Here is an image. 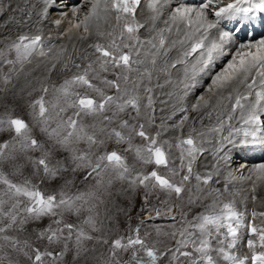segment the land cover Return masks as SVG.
I'll return each mask as SVG.
<instances>
[{"label": "snow or ice", "instance_id": "6c2138e0", "mask_svg": "<svg viewBox=\"0 0 264 264\" xmlns=\"http://www.w3.org/2000/svg\"><path fill=\"white\" fill-rule=\"evenodd\" d=\"M49 3L20 0L12 8L9 0L19 13L9 20L19 31L14 37L11 30L0 33V264H264V226L245 224L237 210L229 187L237 177L229 172L222 187L212 186L220 183L235 135L242 134L243 145H264V38L240 43L212 79L209 95L192 105L200 112L228 90L227 119L239 111L244 125L217 142L215 163L204 173L194 172V165L205 151V133L195 127L185 133L187 114L173 121L177 110L188 112L183 101L198 74L215 55L227 54L230 32L212 40L210 30L229 19L231 31L246 35L252 21L264 20V0H85V14L74 7L75 22L61 33L88 42L71 53L65 46L45 47L35 27L46 19ZM54 23L59 27L62 20ZM173 33L178 38L170 40ZM177 66L183 76L173 80ZM166 85L175 90L159 102L174 100L173 112L157 123L155 90ZM224 123L210 131L222 132ZM173 130L174 138L164 139ZM175 160L178 166H170ZM255 173L256 180L239 177L252 181L254 193L257 181L264 183V164ZM139 190L145 207L163 192L172 200L162 201L168 213L180 210V226L163 233L171 243L142 233L144 220L115 236L106 228L112 217L105 208L101 218V207ZM185 199L189 210L204 204V211L187 220ZM257 216L264 212L253 210L252 220ZM241 227L248 232L244 244ZM155 231L159 237L162 230Z\"/></svg>", "mask_w": 264, "mask_h": 264}, {"label": "rangeland", "instance_id": "374dc122", "mask_svg": "<svg viewBox=\"0 0 264 264\" xmlns=\"http://www.w3.org/2000/svg\"><path fill=\"white\" fill-rule=\"evenodd\" d=\"M196 1H197V3H199V0H196ZM225 2H227V0H225ZM0 4L3 5V8H0V12H3V16H0V33H3L7 30H11L13 37H14L15 34L17 33V31H19V30L14 26V24L11 21L10 22L8 21V19H9L8 17H10V14L7 15V13H4V10H5V12L7 11L8 5L6 3H3L1 0H0ZM84 5H85V0H50V3L48 5V14H47L46 19L41 21L40 24L35 26V27L40 28L42 34L44 35L45 47H48V46H56V47L64 46V39L67 36H62L61 33L65 29L70 27V24L68 22L69 20H73V22H75V18L72 16V9L74 7H81L80 16L82 17L86 12V8L83 7ZM41 7H43L42 4H41ZM64 14H67V15L65 16ZM35 19H36V17H33V20H35ZM57 19L62 20V23L59 27H57L56 24L54 23V21ZM210 19H214V17H210ZM257 20L255 22H253V24H256V23L262 24L263 30H262V33L260 34L262 36H259L256 39H254L255 41L259 40L261 38H264V21L262 19H257ZM226 21L231 26V22H233L232 20L223 19L217 25V27L214 28L211 31V33H209V35L211 34L215 38L220 33L228 31L224 27V24ZM6 23H7V28L5 27ZM35 27L32 28L33 32L35 31ZM22 31H29V29L25 28V29H22ZM143 31L144 30H142V32ZM230 35H231V38H230V40L225 42L224 48H225L226 44L231 43V42L233 43V41L235 44L238 43L239 39L237 40L231 33H230ZM245 40L241 41V43H248L249 42V41H247V40L245 41ZM79 41L81 43L84 42L81 40H79ZM250 42H254V41H250ZM239 45H240V43H239ZM236 49L233 48L234 52H232L230 55L229 53H230L231 49L227 48V50H229V52L225 56L221 55L223 59L221 58L219 61H215V63H213L214 62V60H213L211 67L212 66H214V67L211 68V70H208V69H210V67L205 70V71H208L209 76H204L202 78H201V75L197 76V80L195 81V84H196L195 88H192L189 90V92L192 93L191 94L192 99L188 101L190 103H189V106L187 105V107H186V108H188V112L187 113H181V112L178 113V114H180V116L179 117H173V121L178 122L179 119L183 115H185V114L188 115L189 109L192 110V105L198 102L200 96H205V97L208 96V89L210 87H212V79L217 74H219L220 72H222L224 70V68L227 66L228 62L232 59V56L235 54ZM233 50H231V51H233ZM72 51L73 50L68 51V52L71 53ZM225 53H226V51H225ZM218 62H219V64H217L218 67L216 68V63H218ZM253 74H255V71ZM20 79H21V83H23V77H21ZM242 90H244V88H242ZM9 99H11V97H9ZM156 108H157V104H156ZM169 114H170V112L167 115H169ZM25 118H27V117H25ZM157 123H159V120L157 121ZM214 127H216V126H214ZM173 133H174V131H170L169 133L165 134V137L169 138V140H172L174 138ZM239 141L240 140H238V142H236V147H240L241 143H239ZM249 145H253V144H249ZM254 145H256L255 147H257V146L261 147L264 151V145H260V144H254ZM172 151H173V157L178 155V152L176 149H173ZM231 153L232 154L229 153V160L226 162V164H227V166L229 165L227 172L228 173L231 172L237 177V179L234 180L233 182L235 183V185H237V184L240 185L241 189H242V187L244 188L246 186H249L250 188H252V181L240 179L239 177H241V176L247 177V176L251 175L252 179L256 180L257 174L255 173V169L260 164H263L264 161L262 163L260 161H259V163L250 162V161H243L242 157L236 158V155H239L237 151L234 153L233 152H231ZM235 160H237V162H234ZM178 164H179V161L175 160L174 163L171 164L170 166H178ZM256 164H258V165H256ZM195 169H196V167L194 166V170ZM162 171H164V170L162 169ZM203 171H205V170L203 169ZM215 179H217V178H215ZM192 183L195 184L196 181L193 179ZM257 184L259 185V181H257ZM55 186H56L55 184L52 185V187H55ZM117 187H119V185H117ZM229 187H230V189H232V188L234 189V187L232 185H230ZM233 189H232V191H233ZM246 189H248V187H246ZM262 190L264 192V186H263ZM238 191L239 190H237V192ZM243 191H244V189H243ZM237 192L234 196V199L236 202V208L238 211L244 213L245 224L251 222V223H255V225L259 224L257 226H264V219L257 216L255 220H252V217H251V213L253 210L259 211V209H261V208L264 209V206H262V203L258 200L254 201L252 199V197H249V196L248 197L247 196L242 197V199H244V200H241L240 202H238V199L241 196V194L237 193ZM225 195H226L227 199L233 198L232 196H229L228 194H225ZM157 196L159 197V199L157 198ZM249 199H251V200H249ZM165 200H168L169 204L172 203V200L169 199V197L167 196L166 193H163V192L155 193L149 198V203H148L147 207H145L144 201H143V191L139 190L136 193L130 192L128 195L119 196V197L115 198L114 202H109L106 206H102L101 207V218L104 217L105 208L109 209L110 210L109 215H111L112 219L111 220H105V225H106L107 229H110L111 234L113 236H115L117 234H123L128 229L129 225L135 227L136 225H138L140 223L141 220H144L146 223L141 228L142 233L144 231L151 232L152 238L159 239L161 241H164L165 243H171L169 241V238L164 236L163 233L164 232H171L172 230H174V228H178L180 226L178 221H181L182 218L180 216V210L176 207H173V211L171 213H168V211H167L168 205L162 203V201H165ZM204 203L205 204L210 203V201H204ZM257 207L258 208L260 207V208L258 209ZM119 209H123L124 211H120ZM154 209L160 210L161 215L159 217L156 216ZM183 211L187 214L186 219L192 220L193 217L197 216L199 213L204 211V204L192 205V206H190V210H189V206H187V201L185 199ZM150 215L152 217H154L151 220H149ZM172 216H175L176 220H173ZM157 227H159L162 230L159 237H157V233L155 231V229ZM240 233L242 236L240 243L244 244V243H246V239L248 238V233H247V230L245 229V227H242L240 229Z\"/></svg>", "mask_w": 264, "mask_h": 264}, {"label": "bare ground", "instance_id": "6f19581e", "mask_svg": "<svg viewBox=\"0 0 264 264\" xmlns=\"http://www.w3.org/2000/svg\"><path fill=\"white\" fill-rule=\"evenodd\" d=\"M1 1L3 3H6L8 5L9 0H1ZM192 2L197 3L196 0H192ZM17 3H20V0H12V8H15L16 5H17ZM40 7H41V5H40ZM4 13H7V15L10 14V16H12L13 14L19 16V13H13L12 10L8 6H7V11L5 12V10H4ZM257 19H260V18H257ZM256 20H254L253 22H255ZM8 21L10 22L9 19H8ZM231 23L233 25V22H231ZM227 24H228V22L226 21L225 24H224V26H226ZM212 30L213 29H211L209 33H211ZM145 35H147V33L143 31L142 32V37L145 36ZM210 35H209V39L218 40L220 34L217 35L215 38H214L213 35H211V36ZM259 36H262V35H260V34L254 35L251 39H248L246 36L245 37H241L238 40V43L235 44L234 41H233V43L232 42L231 43H228V44H226V46H225L224 49H225L226 53L228 54L229 50H227V48L228 49H231V50H233V48L236 49L237 47H239V43H241V41H243L245 39L247 41H249V42L250 41H255L254 39H256ZM177 38L178 37H177V35L175 33H173V34H171L169 36V39L170 40L177 39ZM87 44H88L87 41H84V42L81 43L79 41V39H77L75 36H73L72 39H69L68 37H66L64 39V46L67 47L68 51H71L74 48L75 49H79V50H83L84 48L87 47ZM231 50H230V53H229L230 55H231L232 52H234V50L233 51H231ZM179 51H180V46L177 45V48L174 49L170 53V58L174 59L179 54ZM222 56L221 55H218V54L215 55V58H214V62L213 63H215V61H219L222 58ZM191 59H193V58H190V60ZM211 64L209 65L210 69H208V70H211V68L214 67V66L211 67ZM217 64H219V62L216 63V68L218 67ZM177 67L180 70L179 71L173 70V75H172V79L173 80H179L183 76L182 67L181 66H177ZM253 73H252V75H255ZM199 75H201V78L204 77V76H209L208 75V71H204V72L198 74V76ZM196 80H197V77H196ZM160 82L163 83V80H161ZM257 82L259 83V77H257ZM233 87H237V85H234ZM242 88H244V87L243 86H239V90L241 92L247 91L245 88H244V90H242ZM174 90L175 89L172 86H168V85H166L164 89H156L155 90V97H156V100H157V103H156L157 104L156 116H157V119L158 120L162 116L163 117H166L169 112H170L169 115L172 114L173 109H172L171 105L173 103H175V101L174 100L169 101V104L167 106L161 105L159 101L160 100H163V99H168L167 96H166V93L169 92V91H174ZM189 90H188V95L184 98L183 105H182L183 107H187V105L189 106V103L190 102H188V101L192 99V97H191V94L192 93L189 92ZM228 94H229V91L228 90L223 91L220 94L221 97H222L221 100L218 101L214 97L213 100H212V103L210 104V106L207 107V108L202 109L200 112H193L192 110L189 109V113H188L189 120L186 122V125H185V130H184L185 133L189 132L192 127H195L197 129V131H199V132H204L205 133V136L202 138L203 139L202 147L205 149V151L198 158L196 164L194 165L196 167V169L194 170V172L204 173L203 169L205 170V165H207L209 168H211V165L213 163H215V160H214V157H213V149H214V146L217 144V142L223 136H227L228 133H229V131H231L232 129H234V128H240V127H243L244 126L239 111H237L235 114H232L233 118L231 120H228L227 119L228 115L231 114L230 108H231V103L232 102H230L227 99H224L223 97H227ZM208 95H209V93H208ZM233 95H235L234 92H233ZM161 108H164V111L163 112L160 111ZM178 113H180V111L177 110L175 112V115L173 117H179L180 114H178ZM220 120H223L225 122L224 123L223 131L222 132H219V133L210 131V129L214 128V126H218ZM173 134L175 136L176 135V132L174 131ZM164 138L169 140V138H167L165 136H164ZM242 139H243L242 134L241 135H235L234 136V140L236 142H238V140L241 141ZM255 146L256 145H243V144H241L240 147H236V143L234 145L229 144V145L226 146V151L228 153H230V154H232L231 152L234 153V152L237 151L239 155H236V158H241L242 157L243 158V161H250V162H257V163H259V161H260L262 163L264 161V151H263V149L261 147H258V146L255 147ZM177 152H178V150H177ZM234 162H237V160H235ZM256 165H258V164H256ZM228 166H227V164L226 165L225 164H221L220 165V167H221V175L218 177L220 183L219 184L213 183V185H212L213 187H222V185L225 182V178L228 176V172H227ZM215 178H217V177H214V179ZM192 184H194V183H192ZM231 185L234 187V189L232 188L233 191H232V189H230L231 192H233V193L236 194L237 190H239L237 193H240L241 194V196L238 199V202H240L241 200H244V199H242V197H245V196H247V197L248 196L249 197H253L255 195L256 196V199L254 201H257L258 200V201H260L262 203V206H264V192L262 190V188L264 186V183H260L259 182V185L256 188L255 193L252 192V190H251L252 188H250L249 186H246V187H248V189H246V187H244V188L242 187V189H241L240 188V185H238V184L235 185L234 182H232ZM243 189H244V191H243ZM231 199H233V198H231ZM249 200H251V199H249ZM207 201H210V199L207 200ZM261 209H259V211L257 210L256 212L257 213L264 212V209L263 208H261ZM261 218L264 219V217H261ZM257 225H259V224H257Z\"/></svg>", "mask_w": 264, "mask_h": 264}]
</instances>
